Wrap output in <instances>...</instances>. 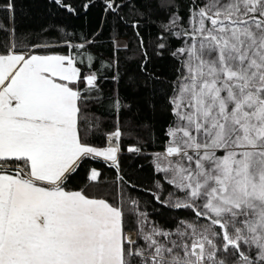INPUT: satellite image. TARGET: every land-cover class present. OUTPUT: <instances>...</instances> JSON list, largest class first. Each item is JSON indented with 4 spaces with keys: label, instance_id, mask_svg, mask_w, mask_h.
I'll return each mask as SVG.
<instances>
[{
    "label": "snow or ice",
    "instance_id": "1",
    "mask_svg": "<svg viewBox=\"0 0 264 264\" xmlns=\"http://www.w3.org/2000/svg\"><path fill=\"white\" fill-rule=\"evenodd\" d=\"M193 2L185 19L174 0H156L166 14L159 54L169 37L181 46L169 53L177 63L165 94L171 118L153 154L173 191L155 199L194 213L171 229L136 199L113 204L65 187L86 158L119 169L122 128L140 130L119 120L131 105L114 94L107 146L86 144L81 105L100 91L97 74L83 75L72 55L0 45V264H264V0ZM124 150L140 153V140Z\"/></svg>",
    "mask_w": 264,
    "mask_h": 264
},
{
    "label": "trees",
    "instance_id": "2",
    "mask_svg": "<svg viewBox=\"0 0 264 264\" xmlns=\"http://www.w3.org/2000/svg\"><path fill=\"white\" fill-rule=\"evenodd\" d=\"M114 2L119 7L108 10V0H0V45L18 44V51L29 54L72 55L83 75L90 71L97 74L100 91L87 93L88 99L81 105L80 132L86 144L107 145L106 136L115 130L117 121L109 103L114 94L131 105L130 110L119 114V120L122 124L130 121L140 130L129 135L127 126L122 128L125 138L121 142L119 169L109 167L102 159L86 158L65 181V187L69 191L83 190L90 197L106 198L113 204L136 199L139 210L146 212L150 221L171 229L177 220L194 217L189 210L160 202L168 199L173 187L161 179L163 174L155 172L153 164V154L163 151L164 129L171 118L165 94L175 78L177 63L169 53L181 46V39L169 37L168 49L159 54L157 37L166 14L158 10L156 0ZM174 6L176 13L186 19L196 4L193 0H174ZM80 44L84 48L78 47ZM79 87L85 89L84 84ZM137 138L140 153L124 150L136 144ZM92 168L101 173L95 183L88 180ZM158 182L161 188H157ZM157 192L160 201L155 199Z\"/></svg>",
    "mask_w": 264,
    "mask_h": 264
},
{
    "label": "rangeland",
    "instance_id": "3",
    "mask_svg": "<svg viewBox=\"0 0 264 264\" xmlns=\"http://www.w3.org/2000/svg\"><path fill=\"white\" fill-rule=\"evenodd\" d=\"M36 54V53H35ZM97 147V146H96Z\"/></svg>",
    "mask_w": 264,
    "mask_h": 264
},
{
    "label": "water",
    "instance_id": "4",
    "mask_svg": "<svg viewBox=\"0 0 264 264\" xmlns=\"http://www.w3.org/2000/svg\"><path fill=\"white\" fill-rule=\"evenodd\" d=\"M107 146V145H106Z\"/></svg>",
    "mask_w": 264,
    "mask_h": 264
}]
</instances>
